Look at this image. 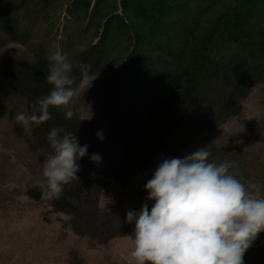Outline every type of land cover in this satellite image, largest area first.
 I'll use <instances>...</instances> for the list:
<instances>
[{
  "label": "trees",
  "instance_id": "obj_1",
  "mask_svg": "<svg viewBox=\"0 0 264 264\" xmlns=\"http://www.w3.org/2000/svg\"><path fill=\"white\" fill-rule=\"evenodd\" d=\"M60 1L68 5L71 18L62 25L61 43H57L60 51L70 52L71 41L84 37V32L96 40L76 55L78 61L72 65L77 83L81 64H88L90 73L97 76L94 82L100 84L92 89L100 98L101 116L84 120L73 113L66 119L64 109L53 107L49 121L31 124L25 133L15 121L13 129L26 139L30 150L38 153L42 168L53 151L48 141L53 128L73 132L81 146H88L87 155L78 161L79 180L65 185L60 199H43L38 185L29 188L27 194L49 204L52 212L68 214L75 235L106 243L117 236L114 223L105 219L103 231L90 232L91 218L100 222L121 217L127 222L128 211L139 213L144 204L150 211L154 201L147 199L145 186H139L127 191L139 198L141 205L104 210L100 197L105 185H128L162 151L179 155L202 135L239 116L246 98L264 84V0H147L146 13L150 14L146 17V36L142 26L132 21L135 15L146 14L138 0H0V93H7L9 98L6 90L10 88L24 103L23 113L29 117L33 104L52 89L46 79L51 61L45 49L25 61L13 53L8 55V46L30 42L33 24L26 19L37 22L42 18L53 24ZM166 8L174 9L168 21L164 18ZM182 12L189 15L190 22H184ZM183 23L186 27L182 29ZM80 24L86 26L85 31ZM106 39L121 40L122 45L108 48ZM143 41L147 47L140 45ZM117 49L119 52L114 53ZM115 75L119 84L112 85L110 92L104 81H111ZM112 100L123 103V123L116 115L110 116L109 106L103 111L105 101L109 105ZM6 101V97L0 100V117H15L16 109ZM70 106L73 112L72 102ZM115 108L120 114L121 107ZM258 121L248 122L245 131L262 142L264 121ZM247 153L243 149L231 154L244 170L238 177L264 185V164L255 178L252 167L259 158ZM93 155H99L101 161H92ZM257 156L264 159L260 153ZM128 224L127 233L134 232L135 221ZM248 251L264 255V232ZM244 264L258 263L245 256Z\"/></svg>",
  "mask_w": 264,
  "mask_h": 264
},
{
  "label": "rangeland",
  "instance_id": "obj_2",
  "mask_svg": "<svg viewBox=\"0 0 264 264\" xmlns=\"http://www.w3.org/2000/svg\"><path fill=\"white\" fill-rule=\"evenodd\" d=\"M138 2L140 8L146 10L144 13L149 12L147 0H138ZM58 5L61 9L58 10L53 24H47L46 20H42V18L37 22H34V18L26 19V22L33 24L31 26L33 27L32 35L29 36L31 38L30 42L26 46L20 44L8 46V55L13 53L18 58L28 61L36 58L38 56L36 54L42 53L45 49L50 58L56 51L57 43L58 45L61 43L62 25H65L71 19L67 13L68 5L64 6V1H60ZM185 9L182 11H185ZM173 10V8H166L165 13L167 16L164 17L166 21L170 19ZM119 13H121L120 10ZM149 14L146 13L144 17L137 14L134 16L137 18H132L136 25L142 26L141 28L144 29H141L144 32L142 33L143 36L146 27H148ZM147 15L148 20L146 19ZM182 15L185 18L184 22H190L189 15L183 12ZM173 19L174 17L171 18V21H174ZM80 25L83 26V31H85L86 26ZM180 27L183 29L186 27V23L181 24ZM70 28H73V26ZM0 33H3L1 28ZM84 34V37L76 38L77 42L73 40L69 45L70 52H67V56L72 64L78 61L76 55L79 56L92 42H96L94 36L88 35L87 32H84ZM106 42L108 48H116L122 45V41L117 39L113 41L106 39ZM46 45L50 47L48 48ZM140 45L143 47L145 41ZM115 52L118 53L119 50L117 49ZM117 79L115 75L111 81H104V84H107L105 85L106 89H110L111 92L112 85L119 84ZM116 82L118 83L116 84ZM99 84V82H93L92 86L95 87ZM92 86L89 89H92ZM89 89L81 91L72 101L73 113L84 120L97 119L101 116L100 98L95 94L96 92L94 93L93 89L90 91ZM6 92L9 93V98L11 97L12 101L9 100L5 92L0 93V97L8 99L9 102L6 101V103H10L12 109H16V115L23 113L24 103L20 98L18 99L19 96L12 92L10 88H7ZM107 106L111 110L110 116L114 117L116 115V118L123 123V103L112 100L108 105V102L105 101L103 111ZM116 106L121 107L120 114L117 112L118 108H115ZM15 117H11L9 114L0 117V264H134L131 256L133 244L128 238L134 232L127 233L129 224L121 217L104 218L100 222L91 218L89 225L91 229L88 230L90 232L94 231L93 229L103 231L105 219L111 220L115 225L117 236L106 241V243H99L97 239L88 235H75L68 214L52 212L49 204L39 203L27 194L28 189L37 185V181L42 178L43 168L38 153L30 150L26 139L13 129L16 121ZM258 120L264 121V84L256 87L246 98L244 108L239 116L231 119L216 131L202 135L179 155L171 156L166 151H162L143 171L135 174L132 177V182L128 185L118 182L105 185L100 197L101 208L110 210L141 205L142 201L132 196L127 189L145 186L154 174L156 167L164 159L183 158L202 147H207L211 152L210 161L216 163L230 162L232 165L230 171L237 176H242L244 170L240 164L234 162L231 154L239 153L243 149L248 151V156L252 155L259 158V161L258 159L256 161L255 168L252 167L253 175L257 178V173L260 172V167L264 164V159L258 157L257 154L264 155V141L256 140L245 129L248 122ZM22 129L23 133L27 130L25 127H22ZM120 163L123 164V161ZM245 256L253 259L258 264H264V255L262 254L247 251Z\"/></svg>",
  "mask_w": 264,
  "mask_h": 264
},
{
  "label": "clouds",
  "instance_id": "obj_3",
  "mask_svg": "<svg viewBox=\"0 0 264 264\" xmlns=\"http://www.w3.org/2000/svg\"><path fill=\"white\" fill-rule=\"evenodd\" d=\"M49 59L51 91L33 104L30 117H15L25 128L49 121L53 107L64 109L65 118L71 119L73 98L97 79L85 63L77 83L73 65L58 45ZM48 141L53 151L37 185L43 199H60L64 186L79 180L78 161L88 146L61 128H53ZM210 156L202 147L183 158H166L156 167L145 185L147 199L154 201L151 210L144 204L139 213H127V222L135 221L128 236L134 264H244L246 252L264 232V185L245 181L230 171V162H212ZM91 160L99 163L101 157Z\"/></svg>",
  "mask_w": 264,
  "mask_h": 264
}]
</instances>
